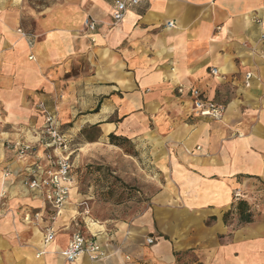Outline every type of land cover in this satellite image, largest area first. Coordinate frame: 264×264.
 Returning <instances> with one entry per match:
<instances>
[{"label": "crops", "instance_id": "1", "mask_svg": "<svg viewBox=\"0 0 264 264\" xmlns=\"http://www.w3.org/2000/svg\"><path fill=\"white\" fill-rule=\"evenodd\" d=\"M113 2L0 0V264H69L76 232L95 236L103 257L71 264H264V0H141L116 25ZM191 89L224 106L223 118L194 114ZM40 103L73 141L139 156L157 187L141 214L80 213L76 155L52 220L25 183L51 152ZM19 140L35 148L27 161L3 146Z\"/></svg>", "mask_w": 264, "mask_h": 264}, {"label": "built area", "instance_id": "2", "mask_svg": "<svg viewBox=\"0 0 264 264\" xmlns=\"http://www.w3.org/2000/svg\"><path fill=\"white\" fill-rule=\"evenodd\" d=\"M140 2L141 0H114L111 14L113 25L120 23L124 19L126 12L139 5ZM84 25L90 31H94L96 28V23L93 20H85ZM172 25L171 23L168 24L169 27H172ZM18 33L22 37H27V34L21 30H18ZM262 58L264 60V54ZM211 73L216 74L217 71L212 69ZM251 77V73L246 74L247 81ZM177 92L179 94L183 93V88L179 87ZM190 94L193 99L192 110L194 114L215 121H220L223 118L225 113L224 106L204 99L198 90L191 89ZM38 109L44 117L40 144L45 150H51V153L45 154L47 168L39 164L34 166L33 170L27 172V181L25 183L31 191L40 193L43 196L46 204L54 211L52 217V220H54L63 210L70 195L72 163L69 160V147L60 135L56 114L47 110L42 103L38 105ZM3 146L8 151H14L18 159L23 161H27L34 155L35 148L23 140L6 141ZM234 197L240 198L241 196L235 194ZM45 231L44 244L47 245L54 240L55 234L52 228H47ZM147 242L152 243V240L148 239ZM62 255L65 262L69 264L74 263L83 255L88 256L92 261H98L103 257L101 247L97 243L95 236L87 237L79 232L72 235Z\"/></svg>", "mask_w": 264, "mask_h": 264}, {"label": "rangeland", "instance_id": "3", "mask_svg": "<svg viewBox=\"0 0 264 264\" xmlns=\"http://www.w3.org/2000/svg\"><path fill=\"white\" fill-rule=\"evenodd\" d=\"M60 135L66 141L69 152L77 149L69 160L72 163L78 155L72 174L77 196L84 201L80 213L94 221H126L144 211L157 187L153 175L144 170L139 156L124 157L116 149H89L81 140L68 138L66 131H60ZM85 135L84 139L88 140L97 133L89 131ZM123 150L132 154L127 145Z\"/></svg>", "mask_w": 264, "mask_h": 264}, {"label": "trees", "instance_id": "4", "mask_svg": "<svg viewBox=\"0 0 264 264\" xmlns=\"http://www.w3.org/2000/svg\"><path fill=\"white\" fill-rule=\"evenodd\" d=\"M119 140H120L119 138H116V137H114L112 135L109 136V143L110 144L118 146L119 145V143H118ZM239 205H240V207L242 206V204H239ZM241 219L243 221H247V222L251 220V216L250 215L247 214V216H245V209L243 207H241Z\"/></svg>", "mask_w": 264, "mask_h": 264}]
</instances>
